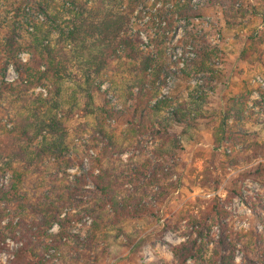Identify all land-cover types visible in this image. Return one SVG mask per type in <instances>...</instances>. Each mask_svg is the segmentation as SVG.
<instances>
[{
    "label": "trees",
    "instance_id": "obj_1",
    "mask_svg": "<svg viewBox=\"0 0 264 264\" xmlns=\"http://www.w3.org/2000/svg\"><path fill=\"white\" fill-rule=\"evenodd\" d=\"M146 1L0 0V178L11 176L0 185V254L7 239L19 244L9 264H99L117 246L134 247L179 188L174 176L184 144H201L203 127L215 125L210 92L222 77V62L214 41L195 30L199 11L192 0L153 3L163 2L161 18L169 28L176 15L186 22L185 43L192 46L186 53L193 56L176 59L183 62L179 80L197 83L180 99L172 87L163 92L173 73L167 32L143 47L141 36L128 29ZM208 1L228 25L231 18L261 14L254 4H264ZM247 40L243 58L262 60L264 38L257 31ZM11 66L14 81L7 78ZM38 88L44 92L36 94ZM244 89L212 127L218 148L250 150L247 137L264 132L259 117L260 131L245 128L253 90L247 82ZM77 114L97 124L82 150L77 140L84 137L72 136L66 125ZM118 120L125 128L113 126ZM226 157L237 164L238 157ZM261 166L245 176L262 175ZM251 200L261 231L234 230L227 199L214 196L184 219L185 240L172 246L176 263L264 264V194ZM80 224L85 234L73 232Z\"/></svg>",
    "mask_w": 264,
    "mask_h": 264
},
{
    "label": "rangeland",
    "instance_id": "obj_2",
    "mask_svg": "<svg viewBox=\"0 0 264 264\" xmlns=\"http://www.w3.org/2000/svg\"><path fill=\"white\" fill-rule=\"evenodd\" d=\"M153 3L154 0H148L135 12L128 29L130 34L137 33L141 36L145 44L143 47L152 44L151 39L157 34L167 32V37L171 38L168 54L173 57V73L167 77V86L163 92L168 93L169 87H172L177 90L181 99L187 96V85L194 86L197 83L194 77L190 80H179L181 77L179 68L183 67V62L179 64L176 59L180 57L183 60L186 55L193 56L191 52L186 53L192 47L185 43L188 40L186 22L176 15L174 25L172 24L169 28L161 18L163 2L161 1L156 7ZM172 3L166 8L170 9ZM192 5L201 15L192 21L196 25L195 30L199 34L204 31L211 41H214L213 44L217 45L220 62H222V77L216 83L214 90L210 92L212 97L210 107L215 115V125L220 124L228 101L234 96L245 93L244 84L247 82L253 93L246 111L245 128L254 132L260 131L256 119L257 117L264 119V88L255 84L253 80L258 76L264 77V58L257 61V54L243 58V51L246 49L247 39L256 35L257 31L264 38V4L262 6L259 2L254 4L261 14L255 15L251 12L244 18H231L233 21L231 25L224 22L221 10L208 0H192ZM21 56L24 61L29 58L27 53ZM7 78L10 81L17 79V73L12 66L7 71ZM108 89L109 84L105 83L103 90ZM40 92L44 90L41 88L35 90L36 94ZM109 98L112 102L117 101L113 92L109 93ZM260 102L262 106L259 105ZM94 120L85 117L84 114H77L67 121L66 125L72 136L77 138L79 134H82L84 137L81 141L77 140L80 150L87 148L85 145L95 131L97 124ZM124 124V121L118 120L113 126L123 129ZM213 126L203 127L201 144L191 145L187 142L184 144L186 149L180 152V166L174 176L175 181L179 183V188L161 205L158 221L156 220L150 229L141 235L134 247L117 246L113 253L99 264H177L172 246L180 245L185 240L184 219L214 196H219L223 200L227 199L225 203L229 213L227 222L234 230H262V225L250 204L252 205L251 198L264 194V172L262 175L256 174L249 177L245 174L254 173L260 165L264 168V149L255 150L256 143L261 145L264 142V132L260 131L258 137H247V145H251L250 150H244L242 145H236L233 148L227 144L218 148L213 135ZM84 140L86 143L83 142ZM102 146L103 144L100 145ZM200 152L204 155L199 156ZM226 154L238 157L237 164L226 157ZM70 171L77 172L78 166L71 168ZM10 177L9 173L5 174L0 178V185L6 186ZM85 229L86 226L80 224L74 228L73 232L85 234ZM57 230L58 226H55L53 231ZM6 245L7 249L0 254V264H9L13 258L12 251L19 246L12 239H7ZM242 257L243 254L238 251V263H241Z\"/></svg>",
    "mask_w": 264,
    "mask_h": 264
},
{
    "label": "built area",
    "instance_id": "obj_3",
    "mask_svg": "<svg viewBox=\"0 0 264 264\" xmlns=\"http://www.w3.org/2000/svg\"><path fill=\"white\" fill-rule=\"evenodd\" d=\"M253 82L257 85H260L261 87L263 86L264 88V77L263 76H258L256 79L253 80Z\"/></svg>",
    "mask_w": 264,
    "mask_h": 264
}]
</instances>
